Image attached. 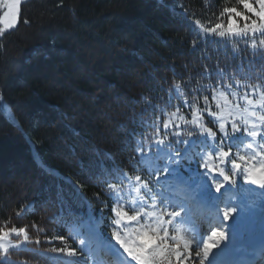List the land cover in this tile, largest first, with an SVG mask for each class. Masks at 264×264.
<instances>
[{
  "label": "trees",
  "instance_id": "obj_1",
  "mask_svg": "<svg viewBox=\"0 0 264 264\" xmlns=\"http://www.w3.org/2000/svg\"><path fill=\"white\" fill-rule=\"evenodd\" d=\"M224 7L240 5L237 0L21 4L17 27L0 36V226L26 227L29 240L7 261L0 254V264H85L80 223L88 216L101 237L116 242L109 185L129 189L135 176L147 180L141 154L155 133L173 140V133L191 131L199 138V131L179 119L165 129L172 112L191 120L193 108H200L205 126L216 132L214 146L230 152L227 163L234 155L264 152L231 147L218 117L208 115L219 112L213 95L225 91L231 110L226 128L230 120L243 125L245 108L259 111L244 97L255 101L264 91V50L201 29L226 27L227 15L220 17ZM246 118L249 127L258 121ZM60 237L77 256L52 251L65 247Z\"/></svg>",
  "mask_w": 264,
  "mask_h": 264
},
{
  "label": "rangeland",
  "instance_id": "obj_2",
  "mask_svg": "<svg viewBox=\"0 0 264 264\" xmlns=\"http://www.w3.org/2000/svg\"><path fill=\"white\" fill-rule=\"evenodd\" d=\"M25 1L27 0H21V4ZM225 114L227 121L230 117L227 113ZM256 122L259 123L258 121ZM227 124L230 126L226 128L228 135L225 136L223 134V136L229 140L231 146L236 148L243 147L246 150L248 141L258 147L264 144V140L259 136L253 140L243 132L237 135L233 134L231 130L232 121L230 120ZM242 126L244 125H240V127ZM190 130H193V132L199 131V138L196 139L192 135L187 136L181 133L179 137L174 136L173 140H166L158 133L153 135L152 143L146 146L144 152L141 154L142 163L148 172L147 180H143L142 178L140 182L133 180L128 184L129 189L121 185H117V190L111 189L115 207L122 206L124 210L132 214L134 209L143 206L145 212L161 214L164 221H171V223L165 225L169 230V235L176 234L175 229L180 228V234L190 242L191 247L197 250L203 247V241L211 235L213 230L219 229L224 231L226 238L218 247L212 249L204 264H220V262L227 264L228 258H231L229 253L230 249L237 242V239L231 240L230 242V230L235 235L244 239L243 244L245 246H247L246 240L250 236L259 232L264 233V188L254 189L250 185V182L244 179L243 171L248 166L245 162L242 163V161H239L235 155L230 157L229 163H226L227 161L225 159L222 162L218 155L219 151L214 146L215 142L213 137L207 136L198 127L193 125ZM259 131L264 134V127H261ZM160 139H164L165 141L164 145L161 146L164 151L158 154V150L153 145ZM210 146L215 149H212ZM177 151H179L181 157V164L182 160H185V164H182L179 172L167 174L162 170L157 171V169H163V166L168 163L165 154L170 153L175 156ZM209 153H211L210 156ZM233 159H236L242 165L241 169L234 171L231 169V161ZM255 162L259 163V161ZM205 163L209 165L208 168L203 167ZM213 165L216 166L215 169H213ZM170 167H176V165H170ZM220 167H223L225 172L233 176L234 182L223 180V177L219 175ZM210 170L215 172L212 173ZM213 178L223 184L220 191L216 190ZM143 183H147L148 187H141L140 193H137L134 188ZM224 189H226V192L223 194ZM198 191L203 195H207L212 201L214 199L216 200L218 195L223 194V204L219 205L220 207L218 208L219 216L221 217L218 219L215 218L210 228L207 227L204 220L194 221L202 210V205L198 199ZM118 197L119 200L117 199ZM153 197H155V201H153ZM162 200L163 203H161ZM230 203L232 205L231 207L236 208V212L228 220H224L223 211L230 206ZM174 205L182 209V212L177 217L170 215L172 212H177L175 211ZM251 215L256 217L257 221L255 218H250ZM202 217L204 219L206 215L203 213ZM188 218L192 221L189 223H194L193 225L184 224ZM145 221L152 223L153 218L142 213L139 218V223L125 221L120 225L118 230L121 229L124 231L125 225L128 227H138L140 224H144ZM81 228L85 233L81 236V241H84L81 247L86 253L87 258L85 264H128L130 260H127L123 256L119 245L116 242H109L101 238L94 230V226L89 217L81 222ZM121 234L123 235L124 233ZM9 239L13 244L25 245L23 237ZM199 259L195 257V253L193 252L192 258L188 259L187 264H199ZM131 264L134 263L131 262Z\"/></svg>",
  "mask_w": 264,
  "mask_h": 264
},
{
  "label": "snow or ice",
  "instance_id": "obj_3",
  "mask_svg": "<svg viewBox=\"0 0 264 264\" xmlns=\"http://www.w3.org/2000/svg\"><path fill=\"white\" fill-rule=\"evenodd\" d=\"M237 3L240 7H224L220 12L221 19L227 15V25L223 23H216L214 27L205 28L201 25V29L205 33H212L221 38H237L239 40L250 41V48L253 50H264V0H237ZM173 14L176 15L175 9ZM21 15V0H0V36H3L6 32L13 30L17 27L20 22ZM240 21H243L241 26ZM27 21H25L26 23ZM200 22L197 21V24ZM239 83V82H237ZM231 87V86H229ZM255 87V86H253ZM175 89L177 92H180L181 95V85L179 83L175 84ZM234 95V93H233ZM213 100L216 101V106L219 109V112H208L209 117H218L219 131L225 136L228 135L226 131V112L231 114V110L228 108L229 101L225 91H220L213 95ZM247 105L252 106L256 105L259 108V111L253 109L251 112L247 108L243 110L247 117H254L258 120L259 123H252L249 127V120L245 115H241V120L244 127L241 128L235 120L231 124V130L233 134H238L243 132L247 137L255 140L258 136L264 140V134H262L259 129L264 127V91L260 93V97L257 100L247 99V96L244 97ZM223 101V103H221ZM204 104L207 108L208 97H204ZM192 107V105H189ZM238 107V106H237ZM191 120H186L183 115L176 112H172L168 120L163 124V127L167 129L169 124L172 123L173 118L183 121L185 124H190L198 127L202 133H205L209 137H215L216 132L213 131L211 127H206L203 122V116L201 114V109L194 107L191 113ZM176 137H179L181 133H173ZM188 136L192 135V132L187 133ZM167 136V134H166ZM165 136V139H166ZM164 139L157 140L153 145L159 152H163L164 149L161 147L164 145ZM182 142V141H181ZM141 147H143L141 145ZM247 147L249 149L253 148V143H248ZM260 147L264 149V144H261ZM166 158L168 163L163 166V169H157V171H164L167 174L178 173L181 164V157L179 151L176 155L173 156L170 153H166ZM211 153H209V156ZM221 161L223 162L224 158L229 157L230 152L225 151L222 148L218 153ZM264 157V152L256 153L251 157H246L240 155L238 157L239 161L245 162L247 167L244 168L243 176L244 179L252 184L259 185L264 188V159H261L259 163H256V157ZM191 159V158H189ZM170 165H176V167H170ZM204 168H208L209 165L205 163ZM215 169V165L212 166ZM242 165L237 162L236 159L231 161V169L237 170L241 169ZM235 174V173H234ZM219 175L223 177L224 181L234 182L233 176L225 172L223 167L219 168ZM128 180H131L132 177H125ZM135 181L140 182L141 177L139 175L135 176ZM213 183L217 191L223 187V184L213 178ZM141 187L147 188V183L138 185L134 188L137 193H140ZM110 189L117 190L118 186L116 184L109 185ZM119 200V197L117 198ZM155 201V197H153ZM163 203V200L161 201ZM155 206V205H153ZM115 213V219L112 220V224L115 227L112 229L111 235L119 245L123 252L127 254V257H130L131 260L128 261V264H131V261H135L136 264H187L188 259L192 258V253H195L196 258L199 259V264H204L208 259L209 254L213 248H216L220 243L226 238L225 232L219 229L213 230L211 235L203 241V247L197 250L194 247L190 246V242L181 235V229L176 228L173 235H169V230L165 226L166 224L171 223V221H164L161 214L156 212H145L143 206L132 211V214H129L128 211L124 210L121 207H115L112 209ZM236 212V208L228 207L223 211L224 220H228L229 217ZM145 214L148 217L153 218V222L149 223L145 221L144 224H140L138 227H128L125 225L124 234H121V231L118 230L120 225L125 221L128 222H137L139 223V218L141 215ZM171 216H179L178 212L170 213ZM10 237L20 238L23 237L25 243L28 242V230L26 227H7L0 226V254H3V258L7 261L10 252L13 249L20 248V244H13L9 239ZM64 244L65 247L57 249L53 248V252H62L68 257L77 256V251L73 248L67 246V241L64 237L59 238ZM171 241V243H169ZM35 243L39 244L40 241L36 240ZM84 241H81L83 244ZM183 249V250H182ZM174 258V259H173Z\"/></svg>",
  "mask_w": 264,
  "mask_h": 264
},
{
  "label": "bare ground",
  "instance_id": "obj_4",
  "mask_svg": "<svg viewBox=\"0 0 264 264\" xmlns=\"http://www.w3.org/2000/svg\"><path fill=\"white\" fill-rule=\"evenodd\" d=\"M180 192H182L180 190ZM223 192V190H222ZM226 192V189H224L223 194ZM198 199L199 202L201 203L202 207L204 208L205 212L208 213L210 215V220H215L220 218L221 216L219 213L218 208L220 207L219 205L223 204V194L218 195L216 198V200L214 199L212 201V199L208 198L207 195H203L200 193V191H198ZM213 196V195H212ZM231 203L230 206L231 207ZM175 211H177L178 213L182 212V209L177 207L176 205H174ZM201 218V214H199L196 219L195 222L199 221V219ZM250 218H255V220L257 221L256 217H254L253 215L250 216ZM254 220V221H255ZM190 221L185 222L184 224H190L193 225L194 223H189ZM249 223V222H248ZM196 233V232H195ZM233 235V236H231ZM233 231L230 230V234H229V240L231 242V240L237 239L231 249H230V255L231 258H228L227 264H259V259H263L264 256L261 254V248L264 247V244L259 245L257 247H249V246H245L243 244V240L242 237H239L237 235H235ZM231 236V238H230ZM220 264H225V262H220Z\"/></svg>",
  "mask_w": 264,
  "mask_h": 264
},
{
  "label": "water",
  "instance_id": "obj_5",
  "mask_svg": "<svg viewBox=\"0 0 264 264\" xmlns=\"http://www.w3.org/2000/svg\"><path fill=\"white\" fill-rule=\"evenodd\" d=\"M251 185L254 187V188H259L260 186L259 185H256V184H252ZM263 241V235L262 234H258L256 235L255 237H251L248 239L247 243L249 245H255L259 242H262Z\"/></svg>",
  "mask_w": 264,
  "mask_h": 264
}]
</instances>
